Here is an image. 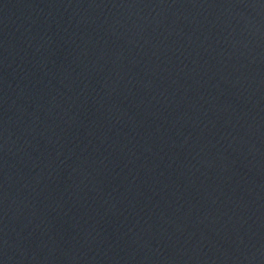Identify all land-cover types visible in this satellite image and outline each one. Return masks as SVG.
Here are the masks:
<instances>
[{
    "label": "water",
    "instance_id": "1",
    "mask_svg": "<svg viewBox=\"0 0 264 264\" xmlns=\"http://www.w3.org/2000/svg\"><path fill=\"white\" fill-rule=\"evenodd\" d=\"M0 264H264V0H0Z\"/></svg>",
    "mask_w": 264,
    "mask_h": 264
}]
</instances>
